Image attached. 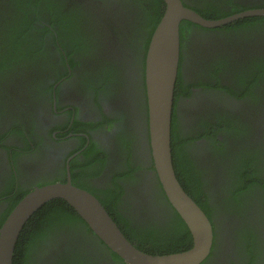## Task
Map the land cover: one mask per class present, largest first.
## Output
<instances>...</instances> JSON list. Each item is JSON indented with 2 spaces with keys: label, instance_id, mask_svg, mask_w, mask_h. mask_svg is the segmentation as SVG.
Listing matches in <instances>:
<instances>
[{
  "label": "flooded vegetation",
  "instance_id": "af4514ba",
  "mask_svg": "<svg viewBox=\"0 0 264 264\" xmlns=\"http://www.w3.org/2000/svg\"><path fill=\"white\" fill-rule=\"evenodd\" d=\"M136 2L59 0L74 37L80 36L72 41L78 46L73 66L54 51L49 34L47 63L0 76V212L9 204L7 187L30 191L70 177L100 199L115 191L117 212L131 228L179 236L178 213L151 153L143 68L148 19ZM183 2L199 9L214 5L224 15L235 3L238 13L264 0ZM0 9V20L10 19L12 1L0 0ZM45 14L37 19L48 22ZM231 23L181 28L175 115L179 134L196 137L187 152L210 207L213 243L200 264H264V25L232 29ZM247 75L258 79L250 93L242 80ZM91 144L97 150H89ZM249 156L255 168L244 163ZM239 170L249 174L246 189ZM76 223L41 242L33 264H126L84 220Z\"/></svg>",
  "mask_w": 264,
  "mask_h": 264
},
{
  "label": "trees",
  "instance_id": "16d2710c",
  "mask_svg": "<svg viewBox=\"0 0 264 264\" xmlns=\"http://www.w3.org/2000/svg\"><path fill=\"white\" fill-rule=\"evenodd\" d=\"M11 1L12 10L9 14L11 16L10 19L2 20L4 17L3 15L0 20V22H5L2 26H0V76L4 77L6 76L4 73L8 74L10 70L12 71L15 68H19L21 65H27L28 63L34 67H42L41 65L44 64V61L47 63V59L49 58L48 53L52 52V50L50 48V51H47L44 37L45 35L49 34L53 36L52 38L54 40V46L56 47V50L54 49V51H58L62 56L65 55L68 57L70 60V65L72 64L71 66H73V63L75 62L73 61L74 58L72 55L75 52L77 53L78 46L72 41H76L77 38L80 39V36L77 33L78 37H74V24L69 21L67 22L65 19V16L70 15V13H63L61 11L63 5L59 3V0ZM136 1V3L141 6L142 10H144L145 14L147 15L146 19H148L144 23L145 27L148 29L145 42L147 50L152 32L163 14L165 3L163 0ZM185 5L188 6L187 4ZM233 5L236 7L238 3ZM253 7L264 8V2L261 5L256 4ZM191 8L207 19H219L238 11V9L233 10V8H231L230 11H226L224 15H220L219 13H221V11L219 7L214 5L206 6L203 9H199L195 6ZM243 9H245V7ZM0 11L2 12L3 10L0 9ZM44 11L47 12V15ZM42 12L49 18L48 22H42L40 19H37L39 14L43 15ZM191 24L192 22L190 21L184 20L181 22L180 37L181 28H183L185 25ZM262 25H264V16H250L233 21L229 27L232 29H239L240 27L252 28ZM256 30L260 31L262 28H257ZM80 32L82 33V31ZM81 40L85 41V38L82 37ZM67 42L69 45H67ZM81 45L82 48L80 47V49H83L84 45ZM259 65H264V61H262ZM262 71L264 72V69H262ZM106 73L109 74L110 70L107 69ZM177 76L178 78L175 83L174 93L176 92L177 81L180 80L179 73ZM247 77L249 80L246 78L242 80L245 82L243 83L245 88H247L248 92L250 93L252 92L253 85L258 82V79L251 78L248 75ZM104 78L106 79V76ZM182 85L183 84L180 82L179 87H182ZM175 98L176 95L173 96L171 116V155L173 167L181 186L209 218L210 207L207 203L206 195H203L201 188L199 187L201 184V174L200 171L197 170V167H195L192 163L187 152L188 147L192 143L191 141L196 137H191L188 134L183 136L179 134L178 131L180 127L175 115ZM206 130L210 136H215V134H213V129L210 130L211 132L207 128ZM200 135L204 136L206 133L203 132ZM89 150L95 151L97 149L91 144ZM244 163H246L248 168H255L256 166L253 164V160L250 156L248 160H244ZM247 175L249 174H244V171L241 170H239L237 175L238 180L240 179L239 185L245 186L244 189H246V186L251 184H245L246 181H249V177H246ZM76 178L77 177L72 176L73 182ZM251 181L253 183V180ZM74 184L78 187H84L82 183ZM28 191L29 189L24 190L23 188L14 190L13 185L7 187V190L3 194L7 196L6 199L9 204L6 209L0 212V226L12 208ZM91 193L93 192L91 191ZM112 193L115 194L116 192L104 191L107 199H100L95 193L93 194L102 203L126 238L137 248L150 254H168L186 250L191 246L192 238L190 232L183 220L178 215L176 224H178L177 226L180 233L177 237L173 233H168L167 235L160 234L156 229H153L154 231L148 230L143 226L133 229L129 226L128 222L121 216V214L117 212L116 201L113 199L114 197ZM9 194L10 196H8ZM79 219L83 221L77 212L63 199H52L43 204L25 223L14 249L12 264H33L34 253L36 249L40 247L38 245L41 242L44 243L46 240H50L52 238L51 236H54L60 227L77 224L76 222ZM112 254L114 257L121 259L114 252H112Z\"/></svg>",
  "mask_w": 264,
  "mask_h": 264
},
{
  "label": "water",
  "instance_id": "95a60500",
  "mask_svg": "<svg viewBox=\"0 0 264 264\" xmlns=\"http://www.w3.org/2000/svg\"><path fill=\"white\" fill-rule=\"evenodd\" d=\"M164 11L150 37L145 55L144 84L147 97L151 153L161 187L171 206L187 226L191 246L168 254H150L132 244L90 192L66 181L36 186L12 208L0 226V264H12L19 235L29 218L46 202L63 199L87 223L107 247L126 264H200L213 243L208 216L178 181L171 155V116L180 62V24L190 21L215 28L235 20L264 16V8H253L220 19H207L182 0H163Z\"/></svg>",
  "mask_w": 264,
  "mask_h": 264
}]
</instances>
